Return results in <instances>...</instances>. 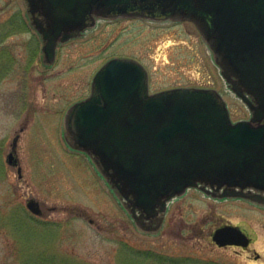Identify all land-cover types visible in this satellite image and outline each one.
Masks as SVG:
<instances>
[{"label": "rangeland", "instance_id": "rangeland-1", "mask_svg": "<svg viewBox=\"0 0 264 264\" xmlns=\"http://www.w3.org/2000/svg\"><path fill=\"white\" fill-rule=\"evenodd\" d=\"M42 45L27 1L0 0V264H244V256L212 246L214 229L229 222L253 234L264 254V210L200 194L174 203L158 233L140 231L86 154L69 151L53 132L61 110L88 97L95 73L117 57L147 68L151 93L214 89L234 122L249 119L250 109L229 88L194 23L97 18L85 35L62 44L53 66L43 63ZM26 122L17 150L20 178L7 159ZM33 197L55 208L41 247L27 245L12 223L15 214L28 213Z\"/></svg>", "mask_w": 264, "mask_h": 264}, {"label": "water", "instance_id": "water-1", "mask_svg": "<svg viewBox=\"0 0 264 264\" xmlns=\"http://www.w3.org/2000/svg\"><path fill=\"white\" fill-rule=\"evenodd\" d=\"M27 2L47 19V27L38 29L50 65L58 41L94 27L96 18L163 16L193 22L229 88L251 110V120L234 123L214 89L150 94L149 74L140 62H106L93 79L91 95L68 110L66 133L70 144L86 152L114 188L133 196L135 208L150 215L199 185L264 191V0ZM14 158L10 154L9 163ZM235 231L220 228L214 240L225 245L224 238Z\"/></svg>", "mask_w": 264, "mask_h": 264}, {"label": "flooded vegetation", "instance_id": "flooded-vegetation-1", "mask_svg": "<svg viewBox=\"0 0 264 264\" xmlns=\"http://www.w3.org/2000/svg\"><path fill=\"white\" fill-rule=\"evenodd\" d=\"M28 4V2H27ZM28 13H29V21L32 26H34L37 30V32L40 34V38L42 40V44H45V40L43 35L38 29V26L47 27V19L43 15V12L41 9L35 8V11L30 9V6L28 4ZM121 18V17H117ZM115 18V19H117ZM139 20H143L140 18H135ZM154 21L159 20H167L163 16H158L157 19H152ZM100 19H98V22ZM85 32H80L78 35H75L74 37L70 38L66 42L58 41L57 48H56V58L54 64H56L59 48L62 46V44L67 43L73 39H75L78 36L85 35ZM41 48L42 52V59L43 63L46 66H50L49 63H46L45 54L43 51V46ZM98 72V71H97ZM96 72V73H97ZM95 73V75H96ZM94 75V77H95ZM93 77V79H94ZM93 83V80H92ZM92 89V85H91ZM91 93V92H90ZM87 97L81 99L84 100ZM80 100V101H81ZM79 102V101H77ZM76 103V102H75ZM74 103V104H75ZM73 105V104H72ZM71 105V106H72ZM70 106V107H71ZM69 107V108H70ZM68 108V110H69ZM67 111L61 110V116L57 117L58 124L56 126V130H53L54 135L57 137V134H60L61 136V145L67 148L69 151L73 153H78L80 155H85V153L78 151L76 148H74L70 142H72L71 135H67L66 131V117H67ZM56 118V116H55ZM29 125V122H26L22 127L20 133L16 134V136L13 139L12 142V151L10 154L14 155V159L12 163H9V165L15 166L18 169V175L20 178L23 177L22 172V166L20 163V160L18 158V145L19 142L22 140V135L25 133ZM9 154V155H10ZM86 156L89 158L91 164H92V171L94 174L99 177L106 186L110 189V194L114 199L117 200L118 204L122 207L124 212L130 217V219L133 221L134 225L142 232L144 233H158L164 226L166 222V217L169 214V212L172 209V205L176 202H178L180 199L185 198L188 194H200V197H204L206 199H210L216 202H241L243 204H247L249 206H252L254 208H257L259 210H264V191L253 189V188H247V189H240V188H227L223 187L221 189H212L210 187H207V191L201 188H190L188 189L183 196H177L173 197L172 199L168 200L166 203L165 208H162L161 206H157L152 214L148 215L146 213H143L139 209L135 208L133 205L134 198L133 196L125 197L123 194L119 192V190H116L113 186V184L105 179L100 172L97 170L96 166L94 165L92 159L86 154ZM9 158V156H8ZM27 212H24V214L16 215L12 219L13 225H15V228H17V231H21L22 234L25 237V240L27 241V245H32V247H41L45 246L44 243V236L45 233L51 232V230H48L49 227V220L48 218L49 211H54L55 208H49L44 204L42 201L37 200L36 198H28L27 200ZM135 210V216H137L139 219V227L137 226V223L135 219L133 218V211ZM28 221L33 222L34 226L32 227ZM28 223V224H27ZM226 226H233L236 228L235 234L232 233L231 235H228L224 238L226 243L225 245H221L218 242L214 240V235L216 231L222 227ZM54 235V234H53ZM52 235V236H53ZM211 243L215 250L219 251H225V250H232L238 257L244 256V264H256L261 262V264L264 263V260H262L264 254L260 253L255 247V237L253 234H251L242 224H235V223H226L222 226L217 227L214 229L211 235ZM43 254H37L39 260H41ZM44 260V259H43Z\"/></svg>", "mask_w": 264, "mask_h": 264}]
</instances>
